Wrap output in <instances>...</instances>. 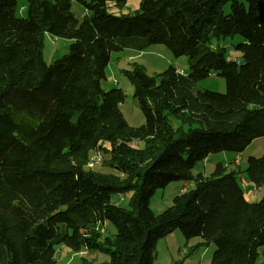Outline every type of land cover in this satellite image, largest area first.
Here are the masks:
<instances>
[{
  "label": "trees",
  "instance_id": "trees-1",
  "mask_svg": "<svg viewBox=\"0 0 264 264\" xmlns=\"http://www.w3.org/2000/svg\"><path fill=\"white\" fill-rule=\"evenodd\" d=\"M126 1L29 0L30 15L18 17L16 0H0V264H56L60 244L108 257L79 264H155L156 241L176 228L186 243H214L210 264H259L264 195L247 199L239 170L222 163L209 175L193 170L264 136V0H141L133 14L109 11ZM46 33L71 40L50 63ZM235 36L239 63L213 48ZM151 44L187 55L189 72L124 70L143 113L133 126L119 108L123 90L100 81L112 51ZM212 71L225 92L195 90ZM96 151L107 154L104 167L88 166ZM245 172L264 184V151ZM177 180L193 186L154 213L150 196ZM126 192L127 208L110 202Z\"/></svg>",
  "mask_w": 264,
  "mask_h": 264
},
{
  "label": "rangeland",
  "instance_id": "rangeland-1",
  "mask_svg": "<svg viewBox=\"0 0 264 264\" xmlns=\"http://www.w3.org/2000/svg\"><path fill=\"white\" fill-rule=\"evenodd\" d=\"M141 0H127L123 6H112L109 3V11L115 15L133 14L138 8ZM246 4L247 0H240ZM16 15L18 17H28L31 13L29 0H16ZM71 10L77 19H82L83 8L75 1H72ZM224 13H229V4L224 6ZM242 42L239 36L235 37H223L213 41V48H222L224 56L227 60H236L238 63L241 61L240 52L235 48V45ZM71 40L56 37L49 33H46L43 38V57L46 63H50L54 59H57L67 53L68 46ZM190 59L187 55L175 56L165 45L163 44H151L144 47L142 50L133 48H125L121 51H112L110 56V62L105 69V78L100 81L101 86L105 90H109L113 87L121 88L125 94L123 102L120 103V110L126 119L127 123L133 126H138L143 122V113L140 110L138 100L132 95V85L124 74V70L132 69L134 66H140L148 75H156L170 65L180 67L185 74L189 72ZM195 90H211L214 92H225V82L221 75L216 72H210V74L199 80L195 85ZM132 146L142 147L141 141L133 140L130 142ZM264 151V136H259L253 139L248 146L241 152L233 151H219L210 154L203 162L195 165L193 173L199 171L204 175H209L215 168L217 163H222L225 166L226 171H238L237 179L242 180L240 183L245 193H249L248 179L245 172L247 166V159L249 157H260ZM100 160L94 164L95 167H104L105 159L108 158L107 154L103 151H99ZM200 169V170H199ZM112 171V169H109ZM108 171V169H107ZM250 184V183H249ZM183 186L192 187L193 182L186 180L172 181L166 184L164 187L158 188L149 198V206L154 213H160L165 208L171 205L173 198L180 192ZM252 193L248 196L251 202L258 201L264 195V184L257 187L250 185ZM131 192L126 193H111L110 202L118 206L127 208L129 206V198ZM209 248L210 258L213 255L215 245H205L204 249ZM180 250V251H178ZM179 252V254H178ZM192 254L190 245L186 244L185 238L181 231L176 228L165 236L159 238L156 241L155 247V264H181L187 256ZM179 256V260L178 259ZM55 260L56 264H79L82 257L88 259V261L94 259V261L107 260L108 257L102 253H86L74 252L66 245L60 244L55 247ZM259 264H264V248H260Z\"/></svg>",
  "mask_w": 264,
  "mask_h": 264
},
{
  "label": "crops",
  "instance_id": "crops-1",
  "mask_svg": "<svg viewBox=\"0 0 264 264\" xmlns=\"http://www.w3.org/2000/svg\"><path fill=\"white\" fill-rule=\"evenodd\" d=\"M177 68L179 70H181V73H184V71L180 67L177 66ZM204 160L205 159H203L199 163L203 162ZM249 183H248L249 193L248 194L245 193L247 199L249 197L248 195L250 193H252L251 192L252 189H250V185L252 186V183H250V184ZM186 188H187L186 186H183L180 191H183ZM106 226H108V230L111 233L112 231H111V228L109 229V224H106ZM197 242H199V239L198 238H192L189 241H187L186 244L190 245V249L192 250V254H190L189 256H187L186 258H184V260H183V262L181 264H210V254H209V248H210V246H208L207 249H204L206 247H204V246H197ZM178 251H180V250H178ZM178 254H179V252H178ZM177 260H179V256H178V259Z\"/></svg>",
  "mask_w": 264,
  "mask_h": 264
},
{
  "label": "bare ground",
  "instance_id": "bare-ground-1",
  "mask_svg": "<svg viewBox=\"0 0 264 264\" xmlns=\"http://www.w3.org/2000/svg\"><path fill=\"white\" fill-rule=\"evenodd\" d=\"M179 72L181 73V70H179ZM93 157H100V153H99V151H96L95 153H94V155L92 156V158L88 161V166H90V167H92V166H94V164L96 163V162H93ZM242 181V180H241Z\"/></svg>",
  "mask_w": 264,
  "mask_h": 264
},
{
  "label": "built area",
  "instance_id": "built-area-1",
  "mask_svg": "<svg viewBox=\"0 0 264 264\" xmlns=\"http://www.w3.org/2000/svg\"><path fill=\"white\" fill-rule=\"evenodd\" d=\"M179 71V69H178ZM100 160V157H93V162H98ZM241 183H243L242 181H240Z\"/></svg>",
  "mask_w": 264,
  "mask_h": 264
}]
</instances>
